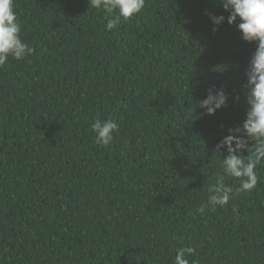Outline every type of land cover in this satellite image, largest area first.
<instances>
[{"label": "trees", "instance_id": "16d2710c", "mask_svg": "<svg viewBox=\"0 0 264 264\" xmlns=\"http://www.w3.org/2000/svg\"><path fill=\"white\" fill-rule=\"evenodd\" d=\"M15 10L34 52L0 68V264H174L188 246L189 264H264V163L253 191L198 211L218 174L240 186L217 146L246 119L256 49L213 30L220 0H146L111 31L90 0ZM212 85L228 102L203 115ZM97 118L119 124L107 148Z\"/></svg>", "mask_w": 264, "mask_h": 264}, {"label": "clouds", "instance_id": "9594fccd", "mask_svg": "<svg viewBox=\"0 0 264 264\" xmlns=\"http://www.w3.org/2000/svg\"><path fill=\"white\" fill-rule=\"evenodd\" d=\"M146 0H90V7L103 9L106 13V30L118 28L122 21H129L142 12ZM223 9L229 13L216 15L209 13L215 25L214 31L227 21L240 30L242 39L255 43L253 53L246 70V100L248 109L242 126L229 128V134L224 136L217 146L221 150L226 147L227 155L223 159V171L227 176L240 179V186L234 190L224 183L223 176H217L215 184L211 185L206 204L198 211L205 213L206 209L216 211L217 207H225L234 194L251 192L258 184L257 167L264 163V0H220ZM22 25L15 10V0H0V68L4 67L12 57L22 60L31 56L34 48L21 38ZM239 99V97H237ZM228 94L223 87L212 85L207 89V96L198 101L203 115H215L225 107ZM195 106V107H196ZM95 132V143L105 148L109 147L119 132V124L114 119H95L91 125ZM242 133V135H239ZM254 143L249 147L248 141ZM247 149L251 155L245 158L238 154ZM196 254L192 246L180 248L174 258V264H189L188 256Z\"/></svg>", "mask_w": 264, "mask_h": 264}]
</instances>
